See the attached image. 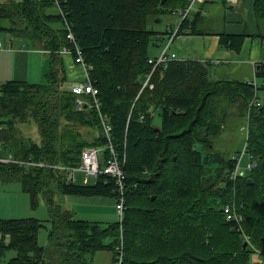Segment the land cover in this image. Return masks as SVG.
I'll return each mask as SVG.
<instances>
[{
    "label": "trees",
    "instance_id": "16d2710c",
    "mask_svg": "<svg viewBox=\"0 0 264 264\" xmlns=\"http://www.w3.org/2000/svg\"><path fill=\"white\" fill-rule=\"evenodd\" d=\"M190 0H21L0 1L2 36L49 52L46 80L0 84V140L5 154L24 160L76 166L88 146L111 144L125 156V214L122 221L77 218L55 199L63 195L118 197L116 179L99 176L93 183H68L66 173L51 167L1 164L0 174L16 177L32 205L42 198L48 208V244L39 243L46 224L35 217L0 218V264H97L98 253L110 251L111 264L120 254L123 264H253L255 249L244 239L222 208L237 195L244 229L264 253V63L254 80L216 78L213 63L173 59L159 65L143 87L153 65L151 43L170 33L157 29L156 19L188 7ZM254 14L264 19V0H255ZM190 16V15H189ZM189 16L177 36L194 34ZM71 30L99 90L97 109L87 96L81 107L67 79L61 50L76 58ZM222 48L239 52L246 34H217ZM251 108L247 152L256 166L229 183L234 165L213 149V137L237 109L247 118ZM83 98V97H82ZM161 124L154 123L155 116ZM34 121L40 142L21 134L19 124ZM104 122L111 126L108 138ZM158 129V130H157ZM109 148L103 150L106 163ZM251 179L252 183L248 181ZM235 201H237L236 197ZM115 204V203H114ZM15 254L3 260L7 251Z\"/></svg>",
    "mask_w": 264,
    "mask_h": 264
},
{
    "label": "crops",
    "instance_id": "0c3cea01",
    "mask_svg": "<svg viewBox=\"0 0 264 264\" xmlns=\"http://www.w3.org/2000/svg\"><path fill=\"white\" fill-rule=\"evenodd\" d=\"M221 1L225 2L227 5H231L232 8H238L237 10L235 9L238 11V13H236L233 18H231L230 14H224L225 24H227L225 30L212 31L199 28L200 22L206 18L203 16L211 14L212 9H214L213 5ZM254 3L255 0L196 1L189 14L190 19L196 20V25L194 27L195 33L180 34L176 36L172 45L173 52L184 59L198 58L211 61L214 67V73L217 75V71H219L220 76L217 75V77H223L220 79L247 81L253 80L251 78L254 75L256 65L264 63V19H261L263 20L262 22L255 21ZM176 16L179 15L176 14ZM181 20L182 18L178 20L176 25L172 24L174 28H171L170 30L172 31L175 29L180 24ZM260 29H263V32H254L255 30L259 31ZM222 32L230 34L245 33L246 37L241 51L235 52L222 48L219 43L220 38L217 35ZM2 40L5 44L3 50L0 51V84L8 80H22L29 83H41L45 81L51 62V55L49 52L40 50L34 46L30 49H26L23 42L17 39L11 40L9 36ZM18 42L22 44L17 45ZM164 43L165 40L163 39L159 42V46H162ZM62 56L64 64L67 62V65L70 69L69 75H71L76 69L83 72L81 65L75 62V58L73 57L72 53H65L62 54ZM152 56L157 55L152 54ZM37 58L40 60V64L34 70L39 69V79H35L36 76L31 75L30 70L32 63H37ZM71 79L76 86L79 82H81L78 81V78L73 77ZM113 200V198H109L108 200L107 197L102 196L65 195V198L61 197V202L66 203L67 207H69L68 209L74 211L78 216L77 218L87 220L93 219L91 221L98 222H103L100 220L101 218H99V216H94V218H92L90 215L88 217L80 216L81 212L84 214L86 213L83 208L80 210L81 206L74 208V204L78 202H89L92 204L91 206L106 205L105 207H96L97 209L92 210L96 211L91 213L92 215H101L100 212H112L108 209V205L115 203ZM113 210H115V208ZM105 252H108L107 255H105V261L101 260V258L104 256L101 254L102 252L97 254L95 258V262L97 264H111L113 254L110 251Z\"/></svg>",
    "mask_w": 264,
    "mask_h": 264
},
{
    "label": "rangeland",
    "instance_id": "374dc122",
    "mask_svg": "<svg viewBox=\"0 0 264 264\" xmlns=\"http://www.w3.org/2000/svg\"><path fill=\"white\" fill-rule=\"evenodd\" d=\"M2 1L5 2L6 0H2ZM14 1H21V0H14ZM213 6H214V9H212L211 14H209L207 16H205V15L203 16L204 18L205 17L206 18L200 22L199 28H201L203 30H212V31L225 30L227 24H225L224 14L225 13L230 14L231 18H233V16H235V14L238 13V11H236L238 8H236V7L230 8L231 5H227L223 1L217 2ZM178 20H180V16H176V14L175 15L174 14H166L162 17V20L157 23L156 27L160 31H165L167 29L168 25H171V24L176 25ZM255 21L262 22L263 20L257 19L255 17ZM254 32H263V29H260L259 31L255 30ZM5 37H8V36L3 35L2 39H4ZM20 44H22V43H20V42L17 43V45H20ZM158 44H159V42H158ZM31 45H34V44L27 43V45H25L26 49H30ZM34 46H36V45H34ZM161 49H162L161 46L154 45L153 43H151L150 48H149V52H150V54L158 55V52L160 53ZM1 50H3V48H1L0 51ZM262 51H263V49H262ZM62 59H63V56H62ZM39 64H40V60L37 58V63L33 62L32 67L30 68L31 75L36 76L35 79L40 78V74L38 73L39 69L34 70L37 68V66H39ZM64 65L67 68V74H66L67 79L64 82L63 88L68 89V90H72L75 88L76 85H75V83H73V80L71 78L74 77V78H78L79 79L78 81H83L84 80V74L82 71L76 69L73 71V73L71 75H69L70 69L67 65V62H65ZM66 68H65V71H66ZM33 70H34V72H33ZM213 73H214V69H213ZM217 75L220 76L219 71H217ZM217 75L214 73V76L216 78H218ZM220 78H223V77H220ZM251 79L256 80L257 82H261L260 80L256 79L254 77V75ZM85 97H87V95H83V98H85ZM250 112H251V109L249 107V111L247 113V118H246L245 116H242L241 114H239L237 109L232 110L230 112L226 122L224 123V126L220 130L219 134L217 136L213 137V141H214L213 149L215 152L219 153L223 158L232 157L234 159V155H236V154L240 155L241 154L240 151L243 148L244 142L245 141L248 142V139H249ZM154 123L157 126L161 124V119L158 115L155 116ZM18 127L22 132L21 134H23L27 137H30L31 139H33L37 143L41 141L40 134L38 131V127L34 121H30V122H27L24 124H19ZM247 162H248V157L244 156L240 161V168L242 170L245 169ZM234 170H235V161H234L233 167L231 169H229L228 171H226V173H225V177L229 181V183L234 182V180H233V171ZM249 172H251V170L247 171L245 176L248 175ZM93 182H94L93 178H91V177L85 178L81 172L76 173L75 184L83 185V184H89V183H93ZM55 193H56L55 194L56 201L61 203L65 208L68 209L69 207H67L66 203L61 202V197L65 198V195L60 194L58 192V190H56ZM234 197H236V199H237V195L235 193H233V191H231V198L232 199L228 203L235 202ZM107 199L109 200L108 197H107ZM110 199H112V198H110ZM237 201H238V199H237ZM113 202H114V200H113ZM238 203H239V201H238ZM91 205L92 204H90L89 202H78V203L74 204V208H78L79 206H81L80 210H82V208L84 209L86 214L81 212L80 216H87L88 217L90 215L92 218H94V216H99V218H101L100 220L104 222L103 225L112 224V223L119 220V217H118L114 203L111 205H108V209L112 212H100L101 215L100 214L92 215L91 213L96 212V211H92V210L97 209L96 207H105L106 205H100V206H94V205L91 206ZM113 205H114L115 210H113L114 209ZM238 205H239V207H242L243 203L238 204ZM239 212L243 215V213L241 211H239ZM88 213H90V214H88ZM22 217H35V218L40 219L41 221H43L46 224V226L41 228V230L39 232V243L41 245H47L48 244V232H49L51 224H50V221H48L49 213H48V208H47L45 201L40 197L37 200V204L35 206H33L29 194L26 193L25 191H23V188H22V185H21V182L19 181V179H17L16 177L8 176L6 174H0V218L8 219V218H22ZM76 217H78V216L76 215ZM225 219H226V216H225ZM91 220H93V219H90V221ZM237 230L241 233L243 239H244L243 232L246 235H248L244 229V224H243V231H241L239 229H237ZM248 245L252 246L256 251L252 255L253 264H264V256L262 253H260L261 252L260 250H258L257 248H255L253 246L251 239H250V236H249ZM107 253L108 252H102L101 253L102 255H104L101 258V260H103V261L106 260L105 255H107ZM14 254H15V252L12 250L7 251L2 259L8 260Z\"/></svg>",
    "mask_w": 264,
    "mask_h": 264
},
{
    "label": "built area",
    "instance_id": "2783aa9c",
    "mask_svg": "<svg viewBox=\"0 0 264 264\" xmlns=\"http://www.w3.org/2000/svg\"><path fill=\"white\" fill-rule=\"evenodd\" d=\"M198 0H190L188 7L185 9L179 10L176 12L180 16V18L184 19L185 17L189 16L190 11L192 10L194 4ZM171 29V27H169ZM178 26L170 31L167 34L165 43L161 46V52L157 56H151L149 58V63L153 65L152 71L146 75V78L143 83V87L146 86L150 80V77L156 67L159 65L167 66V64L173 59H184L179 57L175 52L172 50L173 42L177 36ZM67 37L70 41L75 43V50L77 56L75 58V62L80 64L83 69L84 80L79 82L75 87V93L79 96L77 99V105L81 107L84 103L83 95H87L92 98V102L94 106L99 109L100 101H99V90L93 84V81L89 75V70L92 68L91 65L87 64L85 58L82 54L81 49L76 44V37L74 33L69 30ZM4 47V44L0 42V49ZM62 54L65 53H72L69 48L64 47L61 50ZM256 84V80H254ZM261 105V100L255 95L254 99L250 103V109L252 107H257ZM105 132L110 139V132L111 126L104 122ZM109 148L110 155L106 157V163L101 164L103 150ZM248 149V142L245 141L242 150L240 151V155H234L235 161V170L233 171V180L236 181L240 177H244L247 171L252 170L256 166V161L251 154L247 152ZM247 156L248 162L246 163L245 169L240 168V161L241 159ZM125 156L122 158L118 152L114 149V147L109 144L105 147H95V146H88L86 147L81 154V161L78 165H60V164H49L43 161H35L32 159L24 160L14 157L12 154H5L4 153V146L2 141L0 140V163L1 164H16L22 167L30 168V167H51L55 170H60L66 173V178L68 183H75L76 180V173L81 172L85 178H93L96 180L99 176L107 175L116 179L117 189H118V197L115 199V208L119 217V220L122 221L124 214H125V192H126V185H125ZM225 216L226 221L236 223L237 229L243 231V224L245 221L244 215H242L236 208L235 202L228 203L222 208ZM244 240L249 243V236L246 235L244 232ZM120 254L118 258L114 261L113 264H123V253H122V244L118 247ZM261 253V252H260ZM264 256V253H262Z\"/></svg>",
    "mask_w": 264,
    "mask_h": 264
},
{
    "label": "water",
    "instance_id": "95a60500",
    "mask_svg": "<svg viewBox=\"0 0 264 264\" xmlns=\"http://www.w3.org/2000/svg\"><path fill=\"white\" fill-rule=\"evenodd\" d=\"M164 2V0H162V3ZM230 8H232L231 6H230ZM156 22L158 23V22H160V18H157L156 19ZM158 130V129H157ZM248 181L250 182V183H252V181H251V179L250 178H248ZM247 246H248V243L246 242V241H244V243H243V248L245 249V248H247Z\"/></svg>",
    "mask_w": 264,
    "mask_h": 264
},
{
    "label": "bare ground",
    "instance_id": "6f19581e",
    "mask_svg": "<svg viewBox=\"0 0 264 264\" xmlns=\"http://www.w3.org/2000/svg\"><path fill=\"white\" fill-rule=\"evenodd\" d=\"M235 205H236L237 210L239 211L238 201H235Z\"/></svg>",
    "mask_w": 264,
    "mask_h": 264
}]
</instances>
